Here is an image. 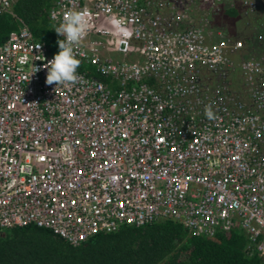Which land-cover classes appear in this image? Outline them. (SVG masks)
Returning <instances> with one entry per match:
<instances>
[{
    "label": "built area",
    "instance_id": "built-area-1",
    "mask_svg": "<svg viewBox=\"0 0 264 264\" xmlns=\"http://www.w3.org/2000/svg\"><path fill=\"white\" fill-rule=\"evenodd\" d=\"M240 1L248 13L257 7ZM12 2L0 0V14ZM224 2L57 0L49 21L86 13L90 31L74 52L110 85L79 71L74 85H47L54 55L24 25L9 34L0 45V231L36 226L78 246L172 220L206 238L239 229L245 254L264 260V59L241 58L240 41L208 42L191 17Z\"/></svg>",
    "mask_w": 264,
    "mask_h": 264
},
{
    "label": "trees",
    "instance_id": "trees-1",
    "mask_svg": "<svg viewBox=\"0 0 264 264\" xmlns=\"http://www.w3.org/2000/svg\"><path fill=\"white\" fill-rule=\"evenodd\" d=\"M56 1H13L8 12L0 14V45L24 25L34 41L44 43L51 55L57 54L60 39L48 18ZM205 12L201 19L208 22L206 32L209 28L232 33L233 37L223 39L242 43L241 58L264 59V13H248L240 0L224 2L217 10L207 8ZM233 19L241 20L242 30L224 28L225 21ZM77 71L110 85L107 77L81 60ZM229 79L231 87L238 89V77L231 74ZM247 244V237L239 229L206 238L193 236L172 220L123 226L113 233L97 234L78 246L51 230L28 226L0 231V264H264L261 258L245 254Z\"/></svg>",
    "mask_w": 264,
    "mask_h": 264
},
{
    "label": "clouds",
    "instance_id": "clouds-1",
    "mask_svg": "<svg viewBox=\"0 0 264 264\" xmlns=\"http://www.w3.org/2000/svg\"><path fill=\"white\" fill-rule=\"evenodd\" d=\"M52 18L56 19L55 13ZM112 24L125 35H130L127 29L123 27L120 19L112 20ZM54 30L59 36L64 37V39L57 41L59 47L58 53L44 65L47 69L45 83L47 85L71 86L80 80V77L77 75L80 60L76 58L74 48L88 35L90 22L87 19L86 13L82 10H71L64 13L62 22L59 23V26L54 27ZM38 70L35 68L34 72ZM204 115L209 120L216 119L211 105L205 106Z\"/></svg>",
    "mask_w": 264,
    "mask_h": 264
},
{
    "label": "rangeland",
    "instance_id": "rangeland-1",
    "mask_svg": "<svg viewBox=\"0 0 264 264\" xmlns=\"http://www.w3.org/2000/svg\"><path fill=\"white\" fill-rule=\"evenodd\" d=\"M13 1H15V0H13ZM227 1H230V0H226V2ZM256 2H257V7L254 10L255 12L253 14L256 13V15H260V13H264V0H256ZM204 12H205V10H193L192 11L191 17L195 20V23L202 24V26L207 25V23H208L207 20H204V22H203L202 19H201V17L204 14ZM225 22L226 23H224V28L227 29L228 31L235 30V29L240 31V30L243 29V26H242L243 24H242L240 19H233V20H228V21H225ZM222 25H223V23H222ZM206 34L210 35L207 38L208 42L218 41L220 39L227 38L228 36L233 37L232 33L226 34L223 31H219V32L218 31H213V30H211L209 28L207 29ZM235 75L240 80V74L238 72H236Z\"/></svg>",
    "mask_w": 264,
    "mask_h": 264
}]
</instances>
